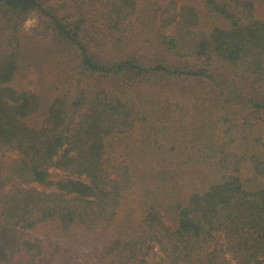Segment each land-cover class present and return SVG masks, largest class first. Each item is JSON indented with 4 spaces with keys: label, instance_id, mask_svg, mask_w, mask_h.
I'll use <instances>...</instances> for the list:
<instances>
[{
    "label": "trees",
    "instance_id": "obj_1",
    "mask_svg": "<svg viewBox=\"0 0 264 264\" xmlns=\"http://www.w3.org/2000/svg\"><path fill=\"white\" fill-rule=\"evenodd\" d=\"M187 1L0 0V264H264V0Z\"/></svg>",
    "mask_w": 264,
    "mask_h": 264
},
{
    "label": "rangeland",
    "instance_id": "obj_2",
    "mask_svg": "<svg viewBox=\"0 0 264 264\" xmlns=\"http://www.w3.org/2000/svg\"><path fill=\"white\" fill-rule=\"evenodd\" d=\"M166 1L168 2L169 6H171L173 4L174 7H176V8H178L179 5L181 6L184 3H188L187 0H166ZM258 14L261 18H264V7L259 6ZM36 21H37L36 15L29 16L24 23V27L26 28V30H30L34 26ZM26 83H27V81H23V84H26ZM159 259H160V253L155 248L151 253L150 261L152 264H156L159 261Z\"/></svg>",
    "mask_w": 264,
    "mask_h": 264
}]
</instances>
